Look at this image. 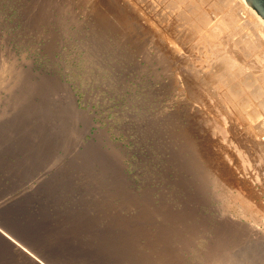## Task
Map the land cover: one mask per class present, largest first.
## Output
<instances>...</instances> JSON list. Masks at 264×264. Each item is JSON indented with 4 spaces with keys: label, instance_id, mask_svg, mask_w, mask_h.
Masks as SVG:
<instances>
[{
    "label": "rangeland",
    "instance_id": "1",
    "mask_svg": "<svg viewBox=\"0 0 264 264\" xmlns=\"http://www.w3.org/2000/svg\"><path fill=\"white\" fill-rule=\"evenodd\" d=\"M46 1L0 0V227L47 264H264L249 230L255 218L264 228V185L246 210L190 165L200 151L189 152L185 119L161 117L173 95L164 61L135 64L105 7ZM212 108L204 121L222 133ZM0 264L33 263L0 237Z\"/></svg>",
    "mask_w": 264,
    "mask_h": 264
},
{
    "label": "bare ground",
    "instance_id": "2",
    "mask_svg": "<svg viewBox=\"0 0 264 264\" xmlns=\"http://www.w3.org/2000/svg\"><path fill=\"white\" fill-rule=\"evenodd\" d=\"M85 2V7L89 10L93 9V12L99 5L102 6V10L105 7L107 10L105 11L111 13L110 15L120 22L122 27L121 30H118L122 36L120 38L132 43L135 55L139 56V62L135 64L139 65L140 62L145 61L147 54H149L148 56L152 54L158 60L164 61L167 65V69L164 68L165 66L163 67L164 71L167 70L165 84L171 88L169 90L173 91V95L168 108L165 106L167 101L163 103L166 109L163 111L164 114L161 113V117L167 118L171 111L173 113L177 111L179 116L185 119L186 128L181 133L188 141L189 152L191 154L194 151H200L196 152V155H199V163L192 159L190 165L197 167L202 179H208L219 194L223 196L235 194L243 208L253 210L256 206L255 199L259 197L258 188L255 189V186L257 187L258 183L264 185V158L261 157L264 156V18L252 6H248L246 0H86ZM82 5L84 6V3ZM75 7L77 6L75 5ZM56 8L58 7L56 6ZM87 9L84 11H88ZM240 10L243 13L241 17L238 16ZM78 11L81 13L82 10ZM93 12L91 13L93 14ZM82 14L84 15L83 12ZM70 15L73 16V14ZM75 16L80 18V16ZM173 21L178 22V25H175L176 23L174 24ZM85 26L88 24L85 23ZM159 26L163 27V31L165 28L172 29L174 34L169 30L168 34L172 33L175 38L182 41H177V43L166 40V36L162 34ZM124 46L126 47V45ZM192 49L198 50L194 54L201 53L197 55L201 56L198 59L200 60L199 65V61L197 62L196 59L192 63L195 61L197 63L193 65L191 63L190 58L193 57L188 54L191 51L190 55L193 54ZM115 51L118 50L115 49ZM188 59H190V62L187 63L188 67L182 65L185 64V61L188 62ZM158 62L161 64L160 61ZM132 63L134 64V62ZM148 63L149 65L153 64L151 61ZM190 64L193 66L192 71H189ZM115 67L116 70H119L117 66ZM161 78L163 80V77ZM198 82H202L205 89L208 87L207 94L204 95L208 97L209 102L211 101V105H206L207 98L203 105L201 98L196 96ZM160 84L165 85L164 83ZM160 93L163 94L162 91ZM161 102L162 99L159 104ZM209 106L218 110L217 115L219 114L221 117H216V113L212 116L222 118V122L226 124L222 133L220 131L213 132L210 128L211 122L204 121L206 120L204 117L212 114L209 112L212 111L208 109ZM199 116H204L203 120H197ZM221 120H218L219 124L222 123ZM211 125L215 127L216 124L211 123ZM255 153L260 155H258L259 159L256 155L254 156ZM247 154L253 155L256 160H250L251 157L247 159ZM260 193L262 195V192ZM257 219L255 218L249 226V230L254 235L263 237L262 241H264V228L261 227L260 219ZM14 236L5 228L0 227V237L16 251L22 253L33 264H47L25 243L20 242L24 238L17 239ZM225 257L226 260L231 258L228 255ZM215 259L217 258L215 257ZM234 260L232 261L236 263L237 260ZM150 261L152 260L150 259ZM244 263L246 264V261ZM213 264H220V262L214 261Z\"/></svg>",
    "mask_w": 264,
    "mask_h": 264
},
{
    "label": "water",
    "instance_id": "3",
    "mask_svg": "<svg viewBox=\"0 0 264 264\" xmlns=\"http://www.w3.org/2000/svg\"><path fill=\"white\" fill-rule=\"evenodd\" d=\"M248 6H252L264 18V0H246Z\"/></svg>",
    "mask_w": 264,
    "mask_h": 264
}]
</instances>
